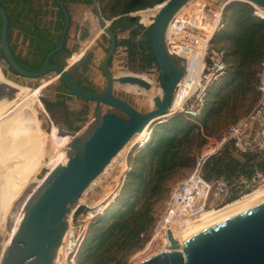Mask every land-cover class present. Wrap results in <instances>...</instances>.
Instances as JSON below:
<instances>
[{
    "label": "water",
    "instance_id": "95a60500",
    "mask_svg": "<svg viewBox=\"0 0 264 264\" xmlns=\"http://www.w3.org/2000/svg\"><path fill=\"white\" fill-rule=\"evenodd\" d=\"M53 1L64 15L65 25L57 48L46 56L43 68L37 72L22 69L11 54L8 15L0 5V51H3L7 62V69H1L10 83L36 91L44 107L47 99L41 94L64 85L72 97L86 103L92 122L79 135H61L52 131L57 139L70 144L66 155L69 161L66 165L62 162L55 164L29 199L24 204H17L19 221L9 247L3 251L0 246V264H58L69 219L80 207L77 198L81 190L95 181L119 151L145 126H154L168 113L184 78V67L167 51L166 33L173 17L192 0H168L156 14L152 27V53L164 91L161 98H156V108L148 112L139 111L129 100L115 95V80L109 72V64L117 47L116 32L112 29L113 22L108 23L104 19L98 0H92L93 11L100 28L111 42L102 67L107 80L105 87L86 91L75 83L69 68L50 63L64 49L71 24L65 4L61 0ZM234 1L252 5L264 12V0ZM3 66L0 60V67ZM52 73L57 75L58 84L41 88L40 80ZM17 93L16 88L0 82V102L15 99ZM105 108L113 110L111 115L114 118L107 116ZM41 114V117L51 115L46 110ZM28 116L34 120L31 114ZM121 121L124 122L122 126L119 125ZM42 129L51 133L47 121L42 124ZM164 243L167 248L137 264H264V198L179 241L167 232Z\"/></svg>",
    "mask_w": 264,
    "mask_h": 264
},
{
    "label": "rangeland",
    "instance_id": "374dc122",
    "mask_svg": "<svg viewBox=\"0 0 264 264\" xmlns=\"http://www.w3.org/2000/svg\"><path fill=\"white\" fill-rule=\"evenodd\" d=\"M199 1L203 0L190 1L181 9V12H191L193 9L192 7L195 6V4ZM204 1L207 3V5H205V9L207 11H212V13L220 12L222 19L223 17L225 19V27H221L216 32L215 28V30L213 31V38L211 36V46L218 49L224 48L226 50L227 43L223 41V31L226 32V40V37H228L229 33L232 30L227 29V24L236 9V7H234L232 4L237 2H235L234 0ZM98 4L104 19L108 23L114 22V18L106 19L105 17H111L115 14H118L120 8L117 7V0H98ZM225 4H227V6H225ZM87 5L89 6L88 16L91 22L90 24L92 25V29L85 28L84 36L88 38V41L94 40L96 36H98V39L102 44V51L100 52V55L98 56V59H96V61L94 52H89L86 58L82 60L84 62H79L80 64H82L79 69L76 68V70L79 72L71 70L72 68L74 69V67H76V64H73L75 62L70 61L71 63L69 62V64L67 65V57L64 58V62L65 67L69 68V70L72 71L73 75L77 72L76 80H78V82L81 81V83H83V86H88L90 89H92V91H97L102 90L107 83V80L103 74L102 67L107 52L111 47V42L108 36L105 33L101 32L98 27L97 18L93 11L92 3ZM161 6L156 5L151 9L136 13L139 15V22L142 28L129 29L125 31L119 30L116 32L117 47L109 64V72L115 80V95L118 97L126 98L141 112H148L155 109L157 106L156 98H161L164 91V87L160 82L159 68L155 61H151L154 59L152 53V27L156 14ZM250 6L254 9V11H259L256 9V7L252 5ZM135 15L133 14V16ZM50 16L52 17V15ZM54 18L56 19V15H54ZM54 26L55 25H53L52 28H54ZM20 38L21 40H23L22 37ZM25 40L26 39H24L22 43L17 44V48H15L17 55L23 60L29 59L31 57V46H29L28 41ZM2 62L3 65L7 67L4 61ZM232 65L233 64L230 63L229 70L231 69V67H233ZM226 77L223 78L220 83L214 84L209 88V99L204 109V114L199 120H196L198 121L197 123H199L200 125L208 117L209 112L211 111V108L213 107L216 100L218 99L221 91L223 90V88L226 87ZM47 81L49 85H57L58 77L53 73L40 80L41 83ZM96 81H98V83H96ZM27 82L32 83L33 81L27 80ZM237 90H235L234 88L226 94V96H231L230 100L228 101L229 105L223 110L220 116L214 118V121L212 120L210 122L209 132L203 131L202 137L206 139V142L200 148L197 147V143L193 147L191 152V154L195 156L193 165L191 167H183L174 170L167 177L164 183L163 197L154 206V226L147 233V235L143 236L144 241L142 243V246L140 248L135 249L129 255L125 264H137L149 255H151L153 252H155V249H157L155 248L156 240L154 239L156 235V227L158 222L162 219L164 215L166 203L168 201L172 189L178 184L188 179L194 173L197 167V163L202 158L203 154L209 153L211 149L216 148L220 144L221 137L227 132L228 128L236 120L246 116L254 109L257 103L258 96L253 83L252 90L244 95L235 94V91ZM49 91L50 90L43 92L41 94V97L50 100L54 98V94L57 93L58 98L61 97L66 100L76 99L77 101H79V99L75 97L72 98L71 94L68 91H65L62 86H58V92L56 93L53 92L54 90H51L53 92L52 95H48ZM223 96L226 97L225 93H223ZM38 103L40 106V112H44L46 110V107H44V105H42L39 100ZM109 111L111 112L109 113ZM105 113L107 114V116H113L111 115L113 113V110H108L107 108H105ZM87 116L88 117H86L84 123L82 124V128L78 132L68 131L66 127L60 125V119H55L51 115L47 114V120L51 126V130L57 132L63 131L68 136H73L81 134L85 130L86 126L92 122L91 113ZM175 117L177 116H169V118L165 117L167 118H164L165 120H159L145 134V142L151 137L150 135H152V138H154L155 136H161L163 132H165L163 128L167 126V124H169L170 121ZM116 121L120 120L118 119ZM123 124V121L119 123V125L121 126ZM6 130L10 133L12 129L10 126H7ZM54 137L57 139L56 136ZM140 143H138L136 147L131 149L117 166L111 168L110 171L99 177L94 183H92L85 190L82 191L81 196L83 200H85L86 197H91L88 203L82 204L79 209L75 212L73 218L71 217L70 219L67 240L63 244L61 251L62 258L60 264H99L95 260L89 259L90 255L93 252V248L98 243V241L94 238L97 235V231L102 227L107 228L113 223V217L115 213L118 210L124 208V200L127 196L130 195V202H134L139 195L138 187H129L128 185L131 180V173L134 172L135 174H139L141 172V169L144 168V182L147 185L151 183V170L153 163L151 161L150 156L147 154V146L142 149L140 148ZM13 147L16 148L14 145ZM48 154L49 153L44 155L43 161H45V159L47 158H50L51 160V156H49ZM20 156H23V154H21V151L17 150L14 155L9 156V159H0V164L5 169L16 168L17 163L23 159V157L20 158ZM226 157H232L235 160L243 161L241 156L234 153L232 150H230V148L226 149L225 151L221 152L219 155L213 158L220 160V162L224 165ZM54 165V162H50L47 166H45L40 171L38 179H42L44 174H48ZM216 173L217 172L213 174L212 171L206 167H204L202 170L203 176L211 174H213L214 176L212 181L215 183V186L213 192L210 195L206 208V210H209V215H213L219 212L220 210L230 205H233L235 202L241 200L244 197L253 196L254 193L256 194L257 191L259 192L261 189L264 188L262 187L255 189L254 191L248 192L245 190L246 185L242 184V181L245 180L243 179L244 176L239 175L238 177H233V179L228 180V172L224 171L223 174L220 176H218ZM219 183H225L227 187L220 186ZM38 187L39 183L36 184L30 194L32 195L38 189ZM133 190L136 192L133 193ZM31 195H29L27 199H25V201H27ZM6 217H8L11 221H9L10 223L7 222V228L4 227L5 229H3V231L0 233V246L4 249L9 247L10 243L13 241V233L17 227V224L10 218V215H6ZM71 230L74 231V237L77 239V245L74 254L71 257L67 258L65 254V249L71 241ZM169 230H176L175 232H172V235L180 231V229L172 227ZM106 264L116 263L113 262Z\"/></svg>",
    "mask_w": 264,
    "mask_h": 264
},
{
    "label": "trees",
    "instance_id": "16d2710c",
    "mask_svg": "<svg viewBox=\"0 0 264 264\" xmlns=\"http://www.w3.org/2000/svg\"><path fill=\"white\" fill-rule=\"evenodd\" d=\"M167 1L125 0L124 2V0H117V7L120 8L118 14L105 18L115 19L112 23L114 32L142 28L139 22V15L136 13L151 9L156 5L161 6ZM84 2L91 4L92 0H84ZM0 5L8 15L9 40L14 30L23 33L25 38H29L35 45L36 50L40 53L41 62L49 53L57 48V44L53 40H49V38H53V35L49 32H43L40 29L42 20H36L43 13L47 14V11H43L42 8L38 11H33L30 0H0ZM232 5L236 9L227 24V29L232 30L228 37H226V40V32L223 31V41L227 43L226 51L228 53V61L229 64H233L225 79L226 87L221 91L208 117L201 125L196 120L180 115L172 119L163 128L165 132L161 136L152 138V135H150L151 137L146 142V136L143 138L139 144L140 148L143 149L147 146V154L153 163L151 183L147 185L144 182V168L141 169L139 174L131 173V180L128 185L129 187H138L139 195L134 202H130V195L127 196L124 200V208L115 213L113 223L109 227H102L97 231V235L94 238L98 243L93 248V252L89 257L90 260L93 259L99 264L113 262L116 264H125L129 255L135 249L142 246L144 241L143 236L147 235L154 226V206L163 197L164 183L167 177L174 170L191 167L193 165L195 156L191 154L192 149L196 143L198 144L197 147L200 148L206 142V139L202 137L203 131L209 132L210 122L220 116L223 110L229 105L228 101L231 96H226V94L234 88L235 90L238 89L235 91V94L239 95H244L252 90L254 76L264 60V20L255 17L253 15L254 9L248 4L237 2ZM28 7L29 10L27 11ZM133 14L136 15L133 16ZM64 24V15L59 10L57 22L55 23V32L62 31ZM1 28L2 25L0 24V32ZM54 39L58 43L60 37L55 35ZM68 55H70V52L64 47L60 53L51 59V64L65 65L64 58ZM20 61L23 64L22 67L24 70L28 72L38 71L36 65H31L26 60ZM151 61L155 60L153 59ZM78 84L80 85L79 82ZM83 89L92 91V89L86 87ZM223 93H225L226 97L223 96ZM34 106H36L35 101L32 100L30 109L32 110ZM35 113H43V111L40 112L39 103ZM14 134H17V132ZM25 140V136H19L13 144L21 153H24ZM69 145L66 141H60L54 137L53 162L55 164L61 163L66 158ZM205 167L209 168L213 174L217 172L216 174L218 176L222 175L224 171L228 172V180L239 175L251 178L254 174V168L264 172V161L258 160L257 157L246 155L243 156V161L226 157L223 165L220 160L211 158L207 161ZM213 174L207 175L205 178L210 181L214 177ZM135 192L133 190V193ZM90 197H86L83 200V204H87ZM19 202L24 204L26 201L17 198L13 191L9 190L8 186L3 185L0 192V217L11 214L12 216L10 218L18 224L20 216L16 208ZM14 213H16L15 216ZM67 236L68 231L65 235L64 243L67 240Z\"/></svg>",
    "mask_w": 264,
    "mask_h": 264
},
{
    "label": "built area",
    "instance_id": "2783aa9c",
    "mask_svg": "<svg viewBox=\"0 0 264 264\" xmlns=\"http://www.w3.org/2000/svg\"><path fill=\"white\" fill-rule=\"evenodd\" d=\"M257 10L260 11L258 8ZM181 11L173 17L167 29L166 46L169 55L184 67L182 82L187 79V88L184 102L180 108L173 111L171 117L183 115L192 120H199L208 103L209 88L220 83L228 75L230 64L225 49L211 46L213 36L208 42L204 40L202 26L208 11L197 21L189 12ZM259 11L255 10L253 15L264 20V15ZM221 27H225V19H222L220 14L215 32ZM254 88L258 96L254 109L235 121L221 137L220 144L209 153L203 154L194 173L170 192L164 215L156 227L155 248H167L164 236L167 232L172 234L169 230L171 227L184 228L206 210L215 186L212 180H207L202 174L208 160L230 148L242 159L243 156L250 155L264 161V60L254 76ZM243 179L245 180L242 184L246 185L245 190L248 192L264 187V172L256 168L251 178ZM219 184L227 187L225 183ZM70 234L71 241L65 249L67 258L74 254L77 245L74 231L71 230Z\"/></svg>",
    "mask_w": 264,
    "mask_h": 264
},
{
    "label": "crops",
    "instance_id": "0c3cea01",
    "mask_svg": "<svg viewBox=\"0 0 264 264\" xmlns=\"http://www.w3.org/2000/svg\"><path fill=\"white\" fill-rule=\"evenodd\" d=\"M30 1L31 9L33 11H38L40 8H42L43 11H47V17L43 16L39 18L38 16L36 20L39 21L40 19H42L40 29L43 32H49L53 34L54 30H52V27L57 22V14L59 11L57 7L52 3L51 0H43L41 2L37 0ZM63 3L65 4L71 17V24L66 37V48L70 52V55L67 56V65L70 61H72L75 62L73 64H76V67L74 68L79 69V67L82 65L79 62H84L82 60L86 58L89 52H94L95 61L96 59H98V56L102 51V44L100 43L98 36H96L94 40L89 41L88 38L84 36L85 28L92 29V25L90 24L91 22L88 16L89 6L85 4L84 0H65L63 1ZM205 5H207V3L204 0L199 1L195 4V6L192 7V11H189L190 15L195 17H193L195 21H197V18H199L204 12L207 11L205 9ZM225 6H227V4H225ZM27 10H29V7L27 8ZM220 14V12L212 13L211 11H208L206 17L218 21ZM50 15H52V17ZM54 15H56V19L54 18ZM45 24L47 26H45ZM204 25L205 23H203V26ZM205 26L203 27V29L205 28ZM98 27L100 31L103 32L99 24ZM20 37H22L23 40L26 39L25 41H28L29 46H31L30 52L36 53L35 45L29 38H25V35L18 30H14L12 33V37L10 39L11 46L17 48L16 45L22 43L23 41ZM1 68L7 69L5 66L0 67V82L7 83L11 87L16 88L18 90V93L15 99L4 100L0 102V159H9V156L14 155L17 150L13 147V143L16 141L17 137L25 136L26 140L24 153H21L23 154V159L19 162L17 161L18 163L16 168L5 169L0 164V192L1 187L3 185H6L9 187V190L13 191L17 198L23 201L27 199L29 195H31L30 193L37 183H39L40 187L43 182V178L47 176V174H44L42 179H38L40 171L50 163V158H47L45 159V161H43V157L47 153H49L48 155L50 156V150L53 146L54 136L52 132L53 130H51V133H47L42 129V124L45 121L48 122L47 115L41 117L40 115L42 114L35 113V110H37L38 107L36 91H31L27 87L10 83L7 80V77H5V75L3 74ZM71 70L74 69L72 68ZM96 83H98V81H96ZM48 85V81L42 82L41 88ZM53 92L56 93L58 91L56 89ZM53 92L50 90L48 93L52 95ZM57 98L58 95L56 93L54 94V98L50 100H55ZM32 100L35 101L36 106H34V108L31 110L30 106ZM70 105V109L75 111H78L82 108L88 109L85 102L80 100L77 101L76 99L70 100ZM30 114L34 117L33 121L31 120L30 116H28ZM87 115H90L89 110ZM41 118L42 121L40 120ZM7 126H10L12 129L10 133L6 130ZM15 132H17V134H14ZM9 221L11 220L6 217V215H2L0 217V233L3 231V229L7 228V222Z\"/></svg>",
    "mask_w": 264,
    "mask_h": 264
},
{
    "label": "bare ground",
    "instance_id": "6f19581e",
    "mask_svg": "<svg viewBox=\"0 0 264 264\" xmlns=\"http://www.w3.org/2000/svg\"><path fill=\"white\" fill-rule=\"evenodd\" d=\"M259 13L261 15H264V12L262 10L259 11ZM201 14V13H200ZM199 14V15H200ZM213 17V16H212ZM197 18V17H196ZM209 18V17H208ZM206 17V21L204 22L205 23V28H204V40L206 42L210 41V38L212 36V33L213 31L215 30L216 28V25H217V20H212V19H208ZM216 18V17H215ZM198 19V18H197ZM208 22V23H206ZM171 24V21L169 23V25ZM203 26V27H204ZM53 74V73H52ZM56 75V74H55ZM57 76V75H56ZM185 83H187V79L185 81H183L182 83H180L176 93H175V96H174V101H173V104L171 106V109L168 111V113L166 115H164L161 119L159 120H162L164 119L165 117H169L173 114V111H175L176 109L180 108V106L182 105V103L184 102L185 100V93H186V85ZM153 126L151 124H148L147 126H145V128L143 129V131L140 133V134H137L135 135L125 146L123 149H121V151H119V153L110 161V163L105 167V169L103 170V172L97 177V179L99 177H101L102 175L106 174L108 171L111 170V168H113L115 165L119 164L125 157V155L131 150L133 149L134 147L137 146L138 143L141 142V140L143 139V137L145 136V134L149 131V129H151ZM69 159L66 157L62 163L64 165H66L68 163ZM96 179V180H97ZM95 180V181H96ZM95 181H93L92 183H94ZM91 183V184H92ZM90 184V185H91ZM89 186V185H88ZM87 186V187H88ZM85 187V188H87ZM83 188V190L85 189ZM80 192L78 198H77V205L78 206H81L83 204V198L81 196L82 194V191ZM48 194V192L42 197L45 198L46 195ZM264 198V188L261 189L259 192L257 191L256 194L254 193L253 196H247V197H244L242 198L241 200L235 202L233 205H230L222 210H220L219 212L213 214V215H209V210H205L201 213V215L197 218V220L195 221H192L189 225H187L186 227L184 228H181L179 232H177L176 234L173 235V237L179 241L181 239L184 238L185 235H189V234H192L196 231H198L199 229L201 228H204L232 213H235L243 208H245L246 206L260 200ZM41 199V200H42ZM209 215V216H207ZM206 216V217H205ZM72 217V216H71ZM71 219V218H70ZM70 219H69V222H70ZM176 230H171V232H175ZM186 237V236H185ZM64 240H65V237L63 239V242H62V246L60 248V251H59V256H58V264H60V261H61V258H62V247H63V244H64ZM164 248H161V249H155V252H153L151 255H149L148 257H146L145 259H148L149 257L153 256L154 254L162 251ZM4 251V250H3ZM143 259V260H145ZM142 260V261H143ZM141 262V261H140Z\"/></svg>",
    "mask_w": 264,
    "mask_h": 264
},
{
    "label": "flooded vegetation",
    "instance_id": "af4514ba",
    "mask_svg": "<svg viewBox=\"0 0 264 264\" xmlns=\"http://www.w3.org/2000/svg\"><path fill=\"white\" fill-rule=\"evenodd\" d=\"M37 1L41 2L43 0H37ZM51 1L57 7L56 3L53 0H51ZM57 9L59 10L58 7H57ZM44 15L46 16L47 14L43 13L42 15L39 16V18L43 17ZM40 20H42V19H40ZM0 24L2 25L1 21H0ZM45 26H47V25L45 24ZM53 29H54V32H55V26H54ZM54 32L52 34L53 38L52 39L49 38V40H53L58 45L59 42L57 43V41H55L54 36L57 35V36H59L61 38V34L63 32V29L60 32H57V33L56 32L54 33ZM59 41H60V39H59ZM0 47H1V32H0ZM9 48H10L11 54L13 55L15 61L23 69V67H22L23 64L20 61V60L23 61V59L20 58L17 55V53L15 51L16 49L14 47H12L11 44H10V40H9ZM0 60L4 61V63L7 65V62H6L5 58H4L3 51H0ZM24 60H26L31 65H36V68H37L38 71L43 68L44 61H45V59H44L41 62V56H40V53L37 50H36V53H31V57L29 59H24ZM75 71H77V70H75ZM77 72H79V71H77ZM77 72H76V74H77ZM70 73H71V77L73 78V80L75 81V83L79 87H81L82 89L84 87L89 88L88 86H83V83H81V81L79 82L80 83V85H79L78 84V80H76L77 75L75 73L73 75L71 70H70ZM62 87L64 88L65 91H68L64 85H62ZM45 107H46V112L50 113L53 118L60 119V125H63L64 127L67 128L68 131H71V132L80 131V129L82 128V124L84 123V121L86 119V116L88 114V109H86V108H82V109H80L78 111L70 109L71 108L70 100H68V99L66 100V99L61 98V97H59V98H57L55 100H47L45 102ZM58 133L61 134V135H67L63 131H59ZM50 156H51L50 162H53V146H52V148L50 150ZM9 215L12 216L11 214H9Z\"/></svg>",
    "mask_w": 264,
    "mask_h": 264
}]
</instances>
